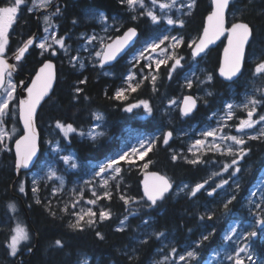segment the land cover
<instances>
[{
	"label": "trees",
	"instance_id": "16d2710c",
	"mask_svg": "<svg viewBox=\"0 0 264 264\" xmlns=\"http://www.w3.org/2000/svg\"><path fill=\"white\" fill-rule=\"evenodd\" d=\"M30 4L31 0H28V4L22 6L20 18L10 31L8 55L12 54L24 41L31 37L37 28L38 24L33 19L32 13L26 11ZM123 8L124 6L118 0H68L64 14L56 17L53 21L57 28L56 36L57 38L66 37V44L76 49L83 42L80 35H88L97 28L94 19L86 18L87 10H97L109 16L112 12L121 11ZM209 8L210 0H197V7L192 15L184 16L185 26L178 30L179 35L186 42L179 49V54L184 59L181 61L182 67L177 68L172 73V78H168V68L162 65L157 74L155 91L149 81H144L136 92H127V99L124 101L109 99L117 88L124 86V83H113V77L101 76L98 78V70L94 67L85 66L82 70L74 69L70 64H66L65 57L61 54L58 57H51L56 62L58 78L53 93L41 105L36 117L40 135V161L48 148L47 142L59 141V147L63 152H73L78 162L82 164L104 162L119 154L124 148V142L135 133L157 134V137H162L163 133L172 131L173 137L180 135L193 126L206 125L211 113L221 110L227 101L239 98L244 83L249 81L251 77L253 64L250 60L246 61L242 77L235 83L223 82L217 76L223 42L211 49L202 61V69L213 75V81L199 87L197 86L198 80H196L191 89H188L185 86L186 83H183L184 75L192 68L194 62L187 43L200 35ZM236 8L243 11L241 18L253 28L255 43L249 52H255L264 57V0H253L252 4H249L248 0H236ZM237 15L240 16V11H237ZM73 19L78 20L75 26L72 24ZM228 19L231 21L233 17L229 15ZM133 25L141 32L139 42L154 36L159 30L146 17H141L139 22L133 21ZM46 58L49 57L46 55L41 57L39 50L33 47L22 61L21 70L24 75L32 76L42 60ZM143 64L144 62H141L139 67L133 69L137 73L138 79H141L149 71L144 69V72L141 73L140 68L143 67ZM130 67L131 65L127 63L122 65V68L115 66L113 67L114 75L122 79ZM203 75L204 73L198 74V78L200 79ZM85 77H87V83L79 85L84 91L77 101H73V86ZM262 82L264 84V79ZM202 91H211L213 94L204 96L207 104L204 103V100H200L198 110L191 117L182 118L178 110L170 112L169 107L166 106L170 97L181 98L185 93ZM85 96L88 99H85ZM141 100L149 102L153 109L152 115H148L143 107L133 109L130 113L123 111L127 105ZM96 112L102 114L106 127L105 136L100 138L96 144H93L86 135L80 136L78 134H71L69 142L55 128V121L60 120L71 123L78 130L87 133L96 122L93 116ZM6 127L9 131L15 127L17 137L22 134L18 118L16 121L9 118ZM179 139L181 140L182 137ZM12 145L13 143L9 142L11 152L0 153V264H78L83 258L89 259V264H97V261L99 264H129L127 257L122 255V251L131 253L133 248L138 250L139 264H151L153 258L159 259L169 249H164V254L160 253L158 249L162 245L155 240L142 247L137 245V238L141 237L145 228H149V226L142 224V219L149 216L153 218V227L157 231H166L169 234V240L174 238V246L177 248V252L188 248L190 242L197 240L201 232L211 231V227L206 228V225H214L215 235L210 238V241L205 242V246L199 250L198 262H194V264H202L207 255L220 245L221 238L233 219L241 221L244 225L251 221L252 217L248 214L246 201L249 193L257 190L256 187L264 181V141H248L245 147H250L251 152L241 162L242 169L247 170L238 174L241 188L237 200L230 205L231 212L225 216L221 205V201L224 199L223 195H217L215 202H213V198L206 195L198 193V199L192 198L190 200L185 193L182 192L177 196L175 191L184 184L194 186L196 183L207 179L209 181L205 186L207 188L214 186L222 178H229L231 169L229 173H224L223 177L219 176L221 177L220 180L214 177L213 182L215 184H213L212 172L214 169L222 170L223 164L230 162L231 158L209 152L203 157L205 163L195 166L186 163L183 158L173 162L171 160L172 154L181 153L180 150L186 144L175 138H172L167 146L163 145L162 142H157L156 147L148 153L145 160L150 159L152 161L149 170L165 175L173 182V193L170 194V198L165 199L158 208L151 211L133 204L130 210L138 209V214L136 216L129 215V211H126L119 195L125 194L140 199L143 173L138 166L144 161H138L133 166L120 161L119 166L123 171L121 178H118L119 191L114 187L116 181L112 187V199L99 201L102 208L111 210V219L97 223L93 228L86 227L83 232H78L72 231L68 227L71 216L58 211L56 218H53L44 207L34 203L31 192L32 184L28 178L23 179L21 177L15 182V156ZM130 167L131 170H129ZM66 174L72 176L74 173L66 172ZM230 179H235V177ZM21 182L25 186L24 194L18 191ZM230 185L229 182V185L225 186L229 194L231 193ZM53 186L51 182L41 181L39 197L42 202L47 203L48 200H52L54 209L62 208L66 202L70 204L71 197L69 196V198L66 196L62 198L64 195L62 193L55 197L52 196ZM225 189H220L218 192L223 193ZM253 199L258 200L259 194ZM10 204H15L16 212L10 210ZM23 205L26 211H24ZM206 208L216 210L214 220L201 222L198 218L199 214L204 213ZM126 215L129 224L127 230L123 233L114 231L120 220ZM18 223L26 227L31 234L29 246L33 248L36 237H38V245L33 253L25 254L23 252L19 254L18 258H13L8 255L6 245L11 234L10 230ZM189 228L192 229L191 233L188 232ZM96 231H100L105 239L99 240L95 235ZM57 239L64 243L63 250L53 246ZM167 242L164 241V243ZM254 247L258 257L264 259V242L254 241ZM132 264H136V261H132Z\"/></svg>",
	"mask_w": 264,
	"mask_h": 264
},
{
	"label": "snow or ice",
	"instance_id": "6c2138e0",
	"mask_svg": "<svg viewBox=\"0 0 264 264\" xmlns=\"http://www.w3.org/2000/svg\"><path fill=\"white\" fill-rule=\"evenodd\" d=\"M122 6H126L127 10L133 15L130 19L132 21H138L141 17H146L151 24L159 25L163 19L167 25L178 26L183 28L185 21L183 16H191L195 8L197 7V0H151L153 6H158L160 13L158 15L153 9L146 7L144 0H118ZM249 4L253 3V0H248ZM28 4V0H8L5 6H0V153L11 152L9 142L14 143L15 159L14 167L17 174L21 169H29L40 166V157L38 152L40 151V135L37 130V109L41 106V102L46 97H50L53 92V85L57 81L56 65L52 62L50 57L57 56L59 52H63L68 57L70 66L74 69H84L85 64L81 60L79 54L71 55L73 51L71 46L66 44V37L57 38L55 32H51V38L45 35L40 42H36V38L29 37L22 43V46L18 47L9 58L6 53L8 51L9 33L13 25L17 23L20 18L22 6ZM52 9V11H49ZM143 9V11H139ZM173 9L176 10L178 15L173 18L168 13ZM43 10L45 15L42 17V23L44 25V32L49 33L50 29L54 28L53 17H60L64 14V7H62L58 0H31V6L27 7L26 11L31 13L33 11ZM237 11H240V16L237 15ZM231 15L233 19L229 21L228 16ZM243 11L236 8V0H210L209 12L206 16V20L202 29V33L195 39H192L187 43V47L191 49V56L195 61L198 57L203 59L202 54H206L210 45H214L217 41L223 37L226 40V44L223 46L222 59L218 65V75L223 78L224 81L235 83L243 74V68L246 61H251L254 64L253 76L264 79V57H261L255 52H249L252 48L254 41L253 28L248 22H245L241 17ZM87 19H97L104 25L103 32H114L118 35H104L100 36L92 34L85 36L81 34V38L86 41L85 45H82L84 51H89L87 45H92L93 52H89L93 59L90 61L93 67H99L105 69V66H111L113 62L117 61V58L121 54L125 53L130 47H134L135 41L138 37V29L135 26H129L124 28L123 21L118 17L112 18V23H109V17L104 12L89 9L86 13ZM78 20L73 19L72 24L75 26ZM123 29V31H122ZM169 43L165 45V42ZM185 40L180 35H163L160 38L146 39L143 46L133 53L128 63L131 65L127 74L124 77V83L127 85L125 88H119L115 91L113 96L109 99L118 101H124L127 99V92H136L144 81H149L153 85L155 91L156 81L158 79V73L161 66L168 68V78H172V73L177 68L182 67L181 61L184 59L179 54V49L185 45ZM35 45L38 48L39 55L44 57L48 55L49 59L42 60L38 70L32 76L30 83L25 84L23 80L15 82L13 79V73L19 66H22V61L25 59V54L29 52V49ZM165 45L164 47H161ZM9 59L15 60L16 64L9 63ZM141 61H145L143 67L140 68L141 73L144 69L149 71L142 76L141 79H137V73L133 69L140 66ZM169 61L172 63L169 65ZM258 61V62H257ZM153 65L155 66L153 68ZM105 76H112L114 73L105 70L103 72ZM195 73H192L194 76ZM192 76L186 77V87L191 89L193 87L194 80ZM196 80H199L196 77ZM213 81L212 74H206L203 81L199 83L210 84ZM87 83V77L77 81L72 89V100L77 101L80 98V94L84 91L79 87L81 84ZM20 89L21 93H25L22 98L18 95L17 89ZM258 93V95H257ZM213 93L208 91L207 96H211ZM88 99L87 96L84 97ZM204 100L203 97H193L192 95H186L183 97L182 104L178 105L179 112L182 118L189 117L197 108V101ZM207 104V101L204 100ZM175 100L169 102V107L176 105ZM143 107L148 115H152L153 109L147 100H141L137 103H132L123 108L125 112H132L133 109ZM237 109H242L246 113L245 119H240L239 124L236 127V132L243 133V135H229L224 132V127H228V121L233 120ZM259 110V114H258ZM224 115L220 116L218 113L213 112L208 119L216 117L217 127L206 128L201 130L200 139H196L188 148V152L191 154L190 158L184 156L182 153H173L171 160L176 162L178 159L183 158L184 161L193 166L205 163L203 157L209 152L213 154H219L220 156L230 157V162L224 163L222 170L212 173V176H221L223 173H229V178H222L218 183L211 187H205L209 181L205 179L203 182H198L194 186L184 184L178 187L175 191V195L185 193L188 199L199 198L198 193L213 198L217 195H223L224 199L221 201L222 210L225 216L230 212V205L237 200L241 184L239 183V175L242 171L241 162L245 157L249 156L251 152L250 147H245L248 141H264V87L254 89V94L245 97L242 104L227 103L224 106ZM96 121H103V116L99 113L93 114ZM255 117V118H254ZM9 118L13 121L22 123V134L17 137V129L13 127L10 131L6 129L5 125ZM220 125H223L221 127ZM257 125L260 127L257 129ZM96 127H99L97 125ZM55 128L63 134L65 140H69L71 134H78L80 136H87L93 144L99 142L100 138L105 136V132L96 131V128H92L87 133L78 130L71 123L62 122L60 120L55 121ZM256 130L255 133H250L247 130ZM209 137L212 139L209 141ZM173 138V132L167 131L162 134V137H153L147 141L140 140L138 146H133L130 151H122L119 154L109 158L106 163L99 165L98 171L93 173L94 177H100L99 189L100 192L94 188H89L93 199H88L85 203L90 205H96L100 200H111L113 196L112 187L110 181H117L114 185L117 191L120 189L118 178H121L123 169L119 166L120 161H123L129 166L136 164V160L144 161L138 167L143 173L142 183V196L140 199L135 197L120 194L119 199L123 201L126 211H129V215L136 216L137 210H130L131 205L135 204L143 207L149 211L159 207L165 199L170 198V194L173 193V182L165 175L159 174L155 171H150L149 166L152 161L145 160L148 153L153 151L157 142H162L163 145H169V141ZM229 142V143H225ZM50 145L51 141L48 142ZM50 151L55 153L60 161L64 165H67L70 169H77L78 164L76 159L72 155L62 154V150L59 147V141L55 146L50 148ZM131 170V167L129 168ZM232 179L230 188L231 193L225 189L226 185H229V179ZM53 182L52 196L58 195L64 187L65 178L62 175H58L54 167L48 166V170L44 176L39 178H33L31 192L33 194L34 203L41 205L48 212V214L56 218L57 212L64 215L74 217L69 220L68 227L72 231L83 232L85 228H93L97 223H102L111 219V210L100 208L99 213L93 211L91 208L85 209L80 205V201L84 199V189L81 188L77 193V196L73 198V201L65 203L62 208L54 209L52 200H48L47 203L42 202L39 197L41 191V181ZM59 182L58 186H55V182ZM85 185H92L93 181H85ZM220 189H225L223 193L218 192ZM203 190V191H202ZM18 191L22 194L25 193L24 183L21 182L18 187ZM76 192L74 188L72 190ZM259 194V199H253ZM248 205V214L252 217L251 221L244 225L241 221L233 219V221L226 228L221 243L216 250L212 252V259L218 260V264H264V259L258 257L257 251L254 247V241L259 240L264 242V181L257 186V190H253L249 193L246 201ZM31 207V205H29ZM11 211L16 212L15 204H10ZM70 209H78L71 211ZM216 214L214 208H206L205 212L199 214V220L201 222L213 221ZM142 224L149 226L142 232L141 237L137 238V245L145 246L150 241L155 240L161 243L162 247L158 249L160 253H164V249L169 251L162 255L160 259L153 258L151 264H169L170 257H174L177 254V248L174 238L169 240V234L164 230L157 231L154 227V221L151 216L142 219ZM129 227L128 216H124L120 220L119 225L114 229L116 232L123 233ZM211 227V231L201 232L199 238L195 241H191L188 248L183 254H179V261L182 264H194L198 262L200 252L199 250L205 246V242L210 241V238L215 235L214 225H206ZM151 229V230H149ZM191 233L192 229H188ZM10 236L7 241V252L10 257L18 258L19 254L27 252L32 253L33 249L30 245L31 234L29 230L21 224H16L14 228L10 230ZM96 237L99 240H104L105 237L100 231L95 232ZM164 241H168L164 243ZM55 248L63 250L65 245L62 240L57 239L53 245ZM122 255H125L132 264V261H136L139 264V255L137 248H133L132 252L122 251ZM78 264H89L87 259L80 260ZM97 264L99 262L97 261ZM171 264H175L173 260ZM211 264V261L209 262Z\"/></svg>",
	"mask_w": 264,
	"mask_h": 264
},
{
	"label": "rangeland",
	"instance_id": "374dc122",
	"mask_svg": "<svg viewBox=\"0 0 264 264\" xmlns=\"http://www.w3.org/2000/svg\"><path fill=\"white\" fill-rule=\"evenodd\" d=\"M144 2H145L146 7L153 9L158 15H163L162 13H160V10H159L158 6H153L151 4V0H144ZM160 2H164V0L160 1ZM7 3H8V0L3 2V4L0 5V6H5ZM139 11H143V9H140ZM168 14L172 15L173 18H176L178 15H180L179 13L176 12L175 9H173ZM132 15H133V13H132ZM182 18L184 19V16ZM95 22L99 23L100 26H99V28L97 30H95V32L90 33V35H92V34H97V35H100V36L109 35L108 33L106 34V33L103 32L104 25L102 23H100L98 20H96ZM109 23H110V20H109ZM154 26H157L159 30L151 38H154V37L155 38H160L163 35H173V36L179 35L178 30H179L180 27L167 25L166 22L163 19L161 20V23L159 25H154ZM42 32L43 33H42V36L40 37V39H42L45 35H48L49 39H50L51 38L50 34H51V32H55V28L50 29L49 33H45L44 32V25L42 23ZM151 38H149V39H151ZM40 39H39L38 42H40ZM168 43L169 42L166 41L165 45H167ZM85 44H86V41H84L82 45H85ZM165 45H162L161 47H164ZM142 46H143V44L141 46L137 47L130 54L129 58L131 59L133 53L138 51ZM87 47H88L89 51H84L82 49V47L80 46L76 51H72L71 55L74 56V55L79 54L81 60H83V62L85 64V66H87V65L92 66V63L90 61L93 59V57L90 56L89 52H93V54H94V49H93L92 45H87ZM65 62H67L69 64L68 57H67ZM201 65H202L201 62L194 63V69L188 74V76H192V73L194 72L195 75L192 76V78L194 80L198 74L204 73L203 69L200 70V72H198L199 69H201V67H202ZM153 67H155V66L153 65ZM253 70H254V64H253ZM253 70H252V72L250 74L251 77L249 78V81L244 83V87H243L242 91L239 93V98H234V99H231V100L227 101L224 104V106L227 103L242 104L244 102L246 96L254 94V89L260 88V87H264V84L262 82V78L253 76ZM205 76H206V73L199 79V81H203L205 79ZM199 81L197 83V86L201 87L202 85L205 84V83L201 84V83H199ZM206 93H207L206 91H202V92L196 93V95H197V97H204L206 95ZM257 95H258V93H257ZM171 100H175L177 102V104L176 105H172L171 107H169L170 109H172V108L175 109L178 106V104L181 102V100H178L177 98L173 97V98L169 99V101L167 102L168 106H169V102ZM224 106L222 107L221 110H218V111H215V112L218 113V115L223 116L224 115V111H223ZM258 114H259V110H258ZM245 118H246V113L242 109H237L236 112H235V116H234L233 120L227 122L228 123V127H224V132L229 134V135H243V133L236 132L235 129H236V127L239 124V120L240 119H245ZM104 124H105L104 123V119H103L102 122L101 121H97V123L94 126H92L89 130H91L92 128L95 127L97 132H99V131H103L104 132V129H105L104 128ZM97 125H99V127H96ZM220 126L223 127V125H220ZM210 127L211 128L217 127L216 117H213L211 120L209 119V122L206 125L193 126L190 129L186 130L184 133H182L180 135H176L173 138L178 139L179 142H182V143L186 144L184 149L181 150V151H183L184 154H186V155H191L188 152L189 146L196 139H200L201 138V136H200L201 130H204V129L210 128ZM259 127H260V125H257V129ZM247 131L254 134L256 130L254 129V130H247ZM153 137H156V136L154 135V136L151 137V136H143L141 134H134V135H132V137H130L125 142L123 151H130L133 146H138V142L140 140L147 141V140H149V139H151ZM179 137H182V139L180 140ZM208 139L210 141L212 138L209 137ZM225 143H229V142H225ZM47 145H48V149L43 154V158L40 161V166L36 167L35 171H33L31 174L28 175V178L31 181H33L34 177L35 178H39V177L44 176L45 172L48 170V166L54 167L55 170L57 171V174L58 175H62L65 178L64 187H63V190L60 193L64 194V196H66V197H68V196L71 197L70 202H72L73 198L77 196V193L79 192V190L81 188H83L84 189V199L80 201V205L82 207H84L85 209L91 208L93 211H96L97 214H98L99 210L101 208L99 206V201H98V203L96 205L87 204V203H85V201H87L88 199H93V197L91 196V191H89L90 187L94 188V189H96V190H98L100 192L103 191L102 189H99L100 177H94L93 173L95 171H98L99 165H101L103 163H106V162H100V163L90 162V163L82 164V163L78 162V160H77V158H76V156L74 155L73 152H71V151L63 152V150L60 148L62 150V154H64V155H69L70 154L76 159V162L78 164V168L77 169H70V168H68L67 165H64L63 162L58 159V157L56 156L55 153L50 151V148L52 146H55L56 142H53L51 145L47 142ZM188 157H190V156H188ZM138 161H140V160H136V162H138ZM66 172L74 173V174L72 176H69V175L66 174ZM213 172H216V171H213ZM215 178L220 180L221 177L215 176ZM215 178L214 177L212 178V182L214 181ZM85 181H93V184L92 185H85V183H84ZM43 182H45V181H43ZM229 182L231 184L232 179H229ZM51 183L54 185L53 182H51ZM114 183H116V181H110L111 185H114ZM213 184H215V182H213ZM58 185H59V182L58 181L55 182V186H58ZM74 188L77 190L76 192L72 191ZM97 207H100V208H97ZM72 210L76 211L78 209H72ZM73 219H74V217H73ZM186 249L180 250V251L177 252V254L174 257H170L169 264H171V262L173 260L175 261V264H182V262L179 261V254H183ZM219 259L220 258H217L216 260L212 259V253H210V254L207 255L206 260L202 264H209L210 261H211V264H218V260ZM225 264H230V262H225Z\"/></svg>",
	"mask_w": 264,
	"mask_h": 264
},
{
	"label": "flooded vegetation",
	"instance_id": "af4514ba",
	"mask_svg": "<svg viewBox=\"0 0 264 264\" xmlns=\"http://www.w3.org/2000/svg\"><path fill=\"white\" fill-rule=\"evenodd\" d=\"M2 3V1H0V4ZM58 3L65 8V5H67L68 3V0H58ZM49 11H52V9H50ZM32 13V16H33V19L36 21V23L38 24L37 25V28L35 29L34 33L38 32V34L40 35V37L42 36V17L43 15H45L46 13L43 12V10H40V11H33L31 12ZM131 12H129L127 10V7L124 6V8L121 10V11H116V12H112V14H110L108 17L111 19L110 21V24L112 23V18L113 17H118L120 20L123 21V24H124V28L126 29L127 27L129 26H132L131 25V22L132 20L130 19L131 17ZM56 17H53V21ZM123 31V29H122ZM33 33V34H34ZM109 35H118V33H114V32H109ZM140 38L138 36L137 40H136V46H139L140 45V42H139ZM137 48V47H136ZM136 48H132L128 51H126L119 59H117V61H115V63L113 65H111L110 67L108 68H105V69H100L99 68V71L101 73H103L105 70L107 71H111L112 73H114V68L115 66H120V65H124L125 62L127 61L128 57L130 56V54L136 49ZM8 52V51H7ZM7 54V53H6ZM26 65V63H25ZM22 66H19L18 67V75L15 76L13 75V79L15 82H19L21 80L25 81L26 79V75H24V73L22 72L21 70ZM113 76V75H112ZM116 83V82H115ZM124 83V82H123ZM144 83V82H143Z\"/></svg>",
	"mask_w": 264,
	"mask_h": 264
},
{
	"label": "bare ground",
	"instance_id": "6f19581e",
	"mask_svg": "<svg viewBox=\"0 0 264 264\" xmlns=\"http://www.w3.org/2000/svg\"><path fill=\"white\" fill-rule=\"evenodd\" d=\"M160 1H163V0H160ZM105 14H106V13H105ZM131 14H132V13H131ZM109 20L111 21L110 18H109ZM139 21H140V19H139L137 22H139ZM131 25L134 26V25H133V21L131 22ZM135 27H136V26H135ZM136 28H137V27H136ZM137 29H138V28H137ZM138 33H139V34L141 33L139 29H138ZM145 40H146V39H142V41L140 42V44H143V42H144ZM39 58H40V57H39ZM120 66H121V68H122V65H120ZM120 66H118V67H120ZM86 67H92V68H93V66H90V65H87ZM94 68H97V70H98V76H97L98 78H100L101 76H103V77H108V78H112V77H113V78H112L113 83H115V82H116V83H123V82H124V80H123V79H119V78L117 77V75H114V76H105L104 74H102V73L99 71V67H94ZM117 89H119V88H117ZM117 89H116V90H117ZM116 90H115V91H116ZM158 109H159V108H158ZM104 128H105V129H104V132H106V127H105V125H104ZM140 134L143 135V136H147V134H146V133H143V132H140ZM128 139H129V138H128ZM128 139H127V140H128ZM127 140H126V141H127ZM126 141H125V142H126ZM125 142H124V143H125ZM183 149H184V148H183ZM183 149H181V150H183ZM181 150H180V152H181L184 156H190V155H186V154H184V152L181 151ZM189 158H190V157H189ZM96 163H100V162H96ZM214 171H217V170L214 169ZM141 189H142V187H141ZM60 196H61V195H60ZM63 197H65V196L63 195L62 198H63ZM99 206H100V204H99ZM100 207H101V206H100ZM100 207H97V208H100ZM101 208H102V207H101ZM71 219H73V217H70V220H71ZM37 245H38V237H36V241L34 242V245H33V248H32L33 251H34V249H36ZM33 251H32V253H33ZM25 254H29V253L25 252ZM83 259H85V258H83Z\"/></svg>",
	"mask_w": 264,
	"mask_h": 264
},
{
	"label": "water",
	"instance_id": "95a60500",
	"mask_svg": "<svg viewBox=\"0 0 264 264\" xmlns=\"http://www.w3.org/2000/svg\"><path fill=\"white\" fill-rule=\"evenodd\" d=\"M205 20H206V18H205ZM204 23H205V21H204ZM203 26H204V25H203ZM201 33H202V32H201ZM34 37L36 38L37 36H34ZM222 40H224L223 37L221 38V40L217 41L214 45H210V46H209V49L215 48V47H216V46H217ZM135 42H136V41H135ZM225 44H226V40H224V45H225ZM130 48H131V47H130ZM130 48H129V49H130ZM209 49H208V50H209ZM127 50H128V49H127ZM127 50H126V51H127ZM208 50H207V51H208ZM126 51H125V52H126ZM123 54H124V53H123ZM123 54H121V56H122ZM202 55L204 56L205 54H202ZM222 55H223V48H222V51H221L220 61H221V59H222ZM121 56H120V57H121ZM120 57H118L117 59H119ZM197 59H199V57H198ZM15 62H16L15 60H13V59H9V63H11V64H15ZM52 62H53V61H52ZM53 63H54V62H53ZM113 63H114V62H113ZM219 63H220V62H219ZM54 64H55V63H54ZM107 66H108V65H106L105 67H107ZM242 71H243V70H242ZM14 74H17V71H15ZM217 74H218V71H217ZM218 77H219V75H218ZM219 78H220V77H219ZM220 79L223 80V78H220ZM223 81H224V80H223ZM224 82H226V81H224ZM28 83H30V81H29L28 79H26L25 84H28ZM226 83H230V82H226ZM54 86H55V83H54V85H53V88H54ZM18 94H19V96H20L21 98H22L24 95H26L25 93H21L20 89H19ZM192 96H193V95H192ZM193 97H194V96H193ZM47 98H48V97H46L45 100H46ZM45 100H44V101H45ZM44 101H42L41 104H42ZM181 104H182V103H181ZM39 108H40V107H39ZM39 108L37 109V112H38ZM197 108H198V102H197ZM197 108H196V110H197ZM196 110H195V111H196ZM195 111H194V112H195ZM194 112H193V113H194ZM193 113H192V114H193ZM192 114H191V115H192ZM21 125H22V123H21ZM22 128H23V125H22ZM14 151H15V148H14ZM39 153H40V151H39L38 154H37L38 156H39ZM30 168H31V166H30ZM23 170H26V169H21L19 174H17V172H16V179L20 176V174H21V172H22ZM141 184H142V183H141ZM23 208H24V206H23ZM24 211H26L25 208H24Z\"/></svg>",
	"mask_w": 264,
	"mask_h": 264
}]
</instances>
